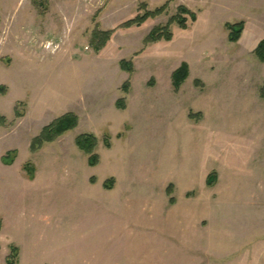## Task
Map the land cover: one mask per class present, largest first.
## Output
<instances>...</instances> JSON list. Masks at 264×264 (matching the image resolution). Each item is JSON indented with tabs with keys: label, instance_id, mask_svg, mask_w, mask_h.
Masks as SVG:
<instances>
[{
	"label": "rangeland",
	"instance_id": "374dc122",
	"mask_svg": "<svg viewBox=\"0 0 264 264\" xmlns=\"http://www.w3.org/2000/svg\"><path fill=\"white\" fill-rule=\"evenodd\" d=\"M166 2L164 14L121 27L142 4ZM180 5L196 21L146 43ZM240 21L241 42H230L225 24ZM95 30H112L98 52ZM256 39H264V0H0V153L17 151L0 168V264L12 246L17 264H47L55 237L69 230L70 264H226L227 252L231 264H264ZM182 62L189 75L174 92L171 74ZM65 113L78 125L32 153L31 140ZM86 133L98 141L95 166L75 144Z\"/></svg>",
	"mask_w": 264,
	"mask_h": 264
},
{
	"label": "trees",
	"instance_id": "16d2710c",
	"mask_svg": "<svg viewBox=\"0 0 264 264\" xmlns=\"http://www.w3.org/2000/svg\"><path fill=\"white\" fill-rule=\"evenodd\" d=\"M169 2V1H168ZM168 2L164 5L155 8L153 10L146 9L145 4H142L144 8V12L142 14H137L134 18L124 22L121 27L129 28L132 26H140L143 24L148 18L155 17L158 15H162L166 12L168 7ZM197 19L196 13L191 11L185 6H178L176 14L169 18L166 25L158 26L153 28L149 34L147 35L145 42L146 43H154L160 40L169 41L172 38V33L169 30L170 25L173 23L177 24L181 29L188 28V22L191 21L192 23L195 22ZM225 26L227 27L229 34L228 40L230 42H237L240 38L241 32L244 27V22L240 21L237 23H226ZM112 34V30L108 31H99L95 30L92 33V43L93 49L98 52L100 51L107 43ZM100 38L99 43H94V40ZM254 53L258 57L260 62H264V39L261 40L258 45L256 46ZM120 68L127 72H133V64L129 60L122 59L119 62ZM189 75V67L186 62H182L178 68H176L171 74V85L174 92H178L184 81L187 79ZM129 80H126L122 85V91L124 93L129 92ZM6 92V87L0 85V94H4ZM116 107L118 109H125V100L124 98L119 99L116 101ZM16 117H21L22 115L17 110V105L14 107ZM195 114L189 113V117L193 118ZM6 123V118L0 116V125H4ZM78 125V118L73 113H65L59 118L55 119L50 124L44 126L38 135H36L30 142V151L32 153L38 151L44 143L53 142L59 136H61L66 131L74 129ZM97 138L90 133L78 135L75 138V144L79 150L84 152L88 155V164L90 166H95L98 164L99 156L95 153V149L97 147ZM104 144L106 147H109V142L107 139H104ZM17 156L16 150H10L6 152L1 157V162L4 165H11ZM24 170L27 172L29 178H33L34 176V167L30 165V162L26 163L23 166ZM216 173L211 172L206 179L207 185H212L213 182L216 180ZM112 180L109 182L104 183L105 187L110 189L112 187ZM2 226V221L0 219V228ZM18 262V249L16 247H11L10 254L8 255L5 264H17Z\"/></svg>",
	"mask_w": 264,
	"mask_h": 264
},
{
	"label": "crops",
	"instance_id": "0c3cea01",
	"mask_svg": "<svg viewBox=\"0 0 264 264\" xmlns=\"http://www.w3.org/2000/svg\"><path fill=\"white\" fill-rule=\"evenodd\" d=\"M226 23H228V22H226ZM247 27V25L245 26V24H244V27H243V30H242V32H241V35H240V38L242 39V37H243V31H244V29ZM239 38V40H240V42H241V39ZM238 40V41H239ZM237 41V42H238ZM261 40H255L254 42H252V44H251V46H253V45H255V46H257L258 45V43L260 42ZM254 46V47H255ZM26 115H24V117H25ZM8 151H10V150H8ZM8 151H6V152H8ZM6 152H3V153H0V168L2 169V168H6V167H8V165H4L2 162H1V157L4 155V154H6ZM16 159V158H15ZM15 161V160H14ZM14 163V162H13ZM12 163V164H13ZM11 164V165H12ZM11 165H9V166H11ZM4 166V167H3ZM35 176L36 175H34L33 176V178H32V181H33V179H35ZM30 179V178H29ZM54 218V217H53ZM2 221V220H1ZM52 222H53V220H52ZM54 223H55V220H54ZM3 227H4V223H3V221H2V226H1V228H0V231L3 229ZM72 234V232L69 230L68 232H67V234H60L59 233V235L57 236V237H55V239L56 238H59V239H57L56 241H57V252H55L54 253V255H53V258H49L48 260H47V264H70V261H71V259H70V257H69V250H70V246H69V237H68V235H71ZM241 250H243L242 248H239V250H238V253L241 251ZM65 253H67V254H65ZM229 254L230 253H226V264H231V262H230V256H229ZM18 256H19V249H18ZM19 260V259H18ZM18 263V262H17ZM247 264L245 261L243 262L242 261V258H239V260L237 259V261L235 262V264ZM253 264H257V263H253Z\"/></svg>",
	"mask_w": 264,
	"mask_h": 264
}]
</instances>
